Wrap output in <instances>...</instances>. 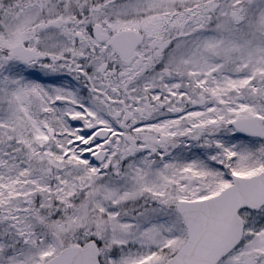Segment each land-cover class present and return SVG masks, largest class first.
I'll return each mask as SVG.
<instances>
[{
    "label": "snow or ice",
    "instance_id": "6c2138e0",
    "mask_svg": "<svg viewBox=\"0 0 264 264\" xmlns=\"http://www.w3.org/2000/svg\"><path fill=\"white\" fill-rule=\"evenodd\" d=\"M0 264H264V0H0Z\"/></svg>",
    "mask_w": 264,
    "mask_h": 264
}]
</instances>
